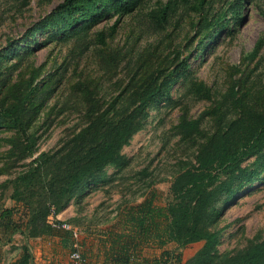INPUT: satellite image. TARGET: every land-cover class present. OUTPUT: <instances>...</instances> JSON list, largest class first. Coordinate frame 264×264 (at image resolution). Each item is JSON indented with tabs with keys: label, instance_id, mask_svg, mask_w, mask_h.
Segmentation results:
<instances>
[{
	"label": "rangeland",
	"instance_id": "1",
	"mask_svg": "<svg viewBox=\"0 0 264 264\" xmlns=\"http://www.w3.org/2000/svg\"><path fill=\"white\" fill-rule=\"evenodd\" d=\"M61 1L31 0L24 4L21 0H0V53L5 56L0 55V85L29 62L43 63V75L59 69L62 77L54 84L47 112L32 124L31 130L38 136V150L33 155L23 159L11 150L10 136L16 133L0 123V168L7 167L0 171V204L16 206V216L23 223L28 210L11 196L12 182L2 183L27 169L41 151L59 147L89 120V104L71 88L72 81L92 76L98 106L105 108L139 76V66L151 73L177 61L178 52L179 59L188 57V70L174 78L169 93L150 109L146 124L122 147L126 162L108 165L99 180L79 189L59 212L60 218L79 228L83 259L100 264L110 244L108 233L120 228L123 204L143 199L148 183L157 188L156 202L166 204L175 174L194 161V148L182 142L173 129L182 107H189L193 117L201 116L202 124L211 129L212 108L226 101L227 92L237 81L243 83L241 90L248 92L249 99L263 96L264 0H243L242 4L235 0H163L169 3L168 19L163 23L149 13L158 6L156 0H93L72 15L61 12ZM225 9L222 22L206 33L205 21L214 23ZM117 19L115 34L103 45L97 40L98 32H108ZM194 79L211 87V98L194 92ZM122 98L125 101L127 94ZM224 109L231 114L233 107ZM219 225L226 231L218 244L222 253L237 252L264 237V178L246 187L222 209ZM24 243L38 260L77 264L70 256L72 236L58 234L26 237L17 232L11 242L0 246L4 259L19 256ZM202 244L193 242L179 249L170 242L164 248L181 251L183 264ZM162 250L144 245L141 253L154 257ZM166 264L178 262L171 257Z\"/></svg>",
	"mask_w": 264,
	"mask_h": 264
},
{
	"label": "trees",
	"instance_id": "2",
	"mask_svg": "<svg viewBox=\"0 0 264 264\" xmlns=\"http://www.w3.org/2000/svg\"><path fill=\"white\" fill-rule=\"evenodd\" d=\"M21 1L28 4L31 0ZM90 1L93 0H62L59 7L61 12L72 15ZM156 1L158 6L149 13L158 23H163L168 19L169 3ZM242 1L235 0L239 4ZM226 13L227 9L214 23L206 20L203 26L206 33L221 23ZM117 26L118 19L108 32L99 31L97 40L108 45V37L115 34ZM180 57L178 52L177 61L151 73L139 66V76L105 108L98 106L92 76H79L72 81L71 88L89 104V120L59 147L41 151L27 169L2 183L12 182L11 196L22 201L28 219L23 223L16 216V206L0 204V246L11 242L17 232L26 237L72 236L69 230L53 227L48 216L52 210L59 213L66 208L79 189L99 180L108 165L126 162L122 147L146 124L150 109L169 93L174 78L188 70V57ZM44 71L43 63L29 62L4 78L0 85V123L14 129L16 135L10 136L11 150L23 159L38 150V136L31 130L32 124L47 112L54 84L62 78L59 69L46 75ZM242 84L234 83L226 101L212 108L211 129L202 124L201 116L193 117L189 107H182L173 129L182 142L194 148V161L175 174L166 204L156 202L158 191L151 183L147 184L143 199L127 200L123 204L119 230L108 233L110 244L103 264H166L171 257L181 264V251L164 247L174 242L182 249L199 241H203L201 248L183 264H264V237L250 241L234 253L218 250L226 232L219 225L222 209L246 187L264 178V101L261 100L264 94L259 100H251L248 92L241 90ZM191 85L199 96L211 98V87L205 81L194 79ZM125 94L127 99L122 101ZM224 107H233L231 114ZM251 157L254 159L246 164ZM144 245L163 250L151 257L141 253ZM4 260L0 250V264ZM34 260L29 245L24 243L20 255L8 264H34ZM81 264L89 263L83 259Z\"/></svg>",
	"mask_w": 264,
	"mask_h": 264
},
{
	"label": "built area",
	"instance_id": "3",
	"mask_svg": "<svg viewBox=\"0 0 264 264\" xmlns=\"http://www.w3.org/2000/svg\"><path fill=\"white\" fill-rule=\"evenodd\" d=\"M48 222L53 227L63 228L71 232L74 243H73V250L70 256L77 264H81L83 261V256L81 252L79 228L74 226L69 220L60 218L59 213H56L54 210H52V212L48 216Z\"/></svg>",
	"mask_w": 264,
	"mask_h": 264
},
{
	"label": "crops",
	"instance_id": "4",
	"mask_svg": "<svg viewBox=\"0 0 264 264\" xmlns=\"http://www.w3.org/2000/svg\"><path fill=\"white\" fill-rule=\"evenodd\" d=\"M89 185H91V184H89ZM65 212H63V214H64ZM61 213H59V215H60ZM37 257L38 256H36V257H34V264H67V263H65V262H63V261H61L60 260V262H59V260H54V261H52V260H38L37 259ZM9 261L10 260H4V264H8L9 263ZM104 263V260L102 261V263H100V264H103ZM91 264V263H90Z\"/></svg>",
	"mask_w": 264,
	"mask_h": 264
}]
</instances>
